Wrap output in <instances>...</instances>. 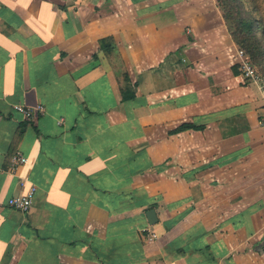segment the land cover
I'll return each instance as SVG.
<instances>
[{
    "label": "crops",
    "instance_id": "obj_1",
    "mask_svg": "<svg viewBox=\"0 0 264 264\" xmlns=\"http://www.w3.org/2000/svg\"><path fill=\"white\" fill-rule=\"evenodd\" d=\"M236 48L217 0H0V264H264Z\"/></svg>",
    "mask_w": 264,
    "mask_h": 264
},
{
    "label": "built area",
    "instance_id": "obj_2",
    "mask_svg": "<svg viewBox=\"0 0 264 264\" xmlns=\"http://www.w3.org/2000/svg\"><path fill=\"white\" fill-rule=\"evenodd\" d=\"M234 57L236 59L237 69L239 71L242 79L248 83L255 84L259 91L262 94L263 103H264V75L259 73L256 66L251 61L248 54L245 50L241 48H236L234 52ZM13 109L23 115V117L27 120H34L37 114H43L44 108L41 105L36 106L35 108L26 107L20 104H14ZM258 124L264 127V105L262 108V112L258 117ZM27 163V157H25L22 153L16 152L12 158L9 170L15 171L17 168L25 165ZM35 194V187L30 186L28 190L24 194L15 195L8 199L7 204L10 208L18 210L23 213H27L30 209L31 200ZM143 234L146 241H153L156 236L150 227H146L143 229Z\"/></svg>",
    "mask_w": 264,
    "mask_h": 264
},
{
    "label": "trees",
    "instance_id": "obj_3",
    "mask_svg": "<svg viewBox=\"0 0 264 264\" xmlns=\"http://www.w3.org/2000/svg\"><path fill=\"white\" fill-rule=\"evenodd\" d=\"M223 12V18L227 23L231 36L237 46L248 54L259 73L264 75V8L257 3L258 0H249L253 5L252 11L258 15L255 21L262 31L260 37L256 34L253 20L243 15L244 3L242 0H217ZM264 3V0H259ZM187 127L186 125H184Z\"/></svg>",
    "mask_w": 264,
    "mask_h": 264
},
{
    "label": "rangeland",
    "instance_id": "obj_4",
    "mask_svg": "<svg viewBox=\"0 0 264 264\" xmlns=\"http://www.w3.org/2000/svg\"><path fill=\"white\" fill-rule=\"evenodd\" d=\"M242 2L244 3V8H243V12L244 13H243V15L245 17H250L253 20V24H254V27L256 29V34H257L258 37H260L262 31L259 28V24L255 21V19H258V15L256 13L251 12L252 8H253V5H251L249 3V0H242ZM257 3L259 5H261L262 8H264V3H262L259 0L257 1ZM261 38L264 41V34H263V36ZM262 67L264 68V66H262Z\"/></svg>",
    "mask_w": 264,
    "mask_h": 264
},
{
    "label": "water",
    "instance_id": "obj_5",
    "mask_svg": "<svg viewBox=\"0 0 264 264\" xmlns=\"http://www.w3.org/2000/svg\"><path fill=\"white\" fill-rule=\"evenodd\" d=\"M146 217L149 224H154L155 222V212L153 210L147 211ZM154 219V220H153Z\"/></svg>",
    "mask_w": 264,
    "mask_h": 264
}]
</instances>
